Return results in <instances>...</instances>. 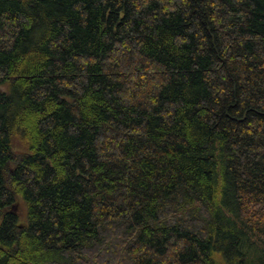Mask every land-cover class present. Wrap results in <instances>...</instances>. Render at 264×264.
<instances>
[{"label":"trees","instance_id":"obj_1","mask_svg":"<svg viewBox=\"0 0 264 264\" xmlns=\"http://www.w3.org/2000/svg\"><path fill=\"white\" fill-rule=\"evenodd\" d=\"M0 264H264V0H0Z\"/></svg>","mask_w":264,"mask_h":264},{"label":"rangeland","instance_id":"obj_2","mask_svg":"<svg viewBox=\"0 0 264 264\" xmlns=\"http://www.w3.org/2000/svg\"><path fill=\"white\" fill-rule=\"evenodd\" d=\"M16 213H18L19 215H22L23 211L21 209H17Z\"/></svg>","mask_w":264,"mask_h":264},{"label":"water","instance_id":"obj_3","mask_svg":"<svg viewBox=\"0 0 264 264\" xmlns=\"http://www.w3.org/2000/svg\"><path fill=\"white\" fill-rule=\"evenodd\" d=\"M13 208H14V206H12V208H11V209L13 210ZM12 210H10V211H12Z\"/></svg>","mask_w":264,"mask_h":264}]
</instances>
